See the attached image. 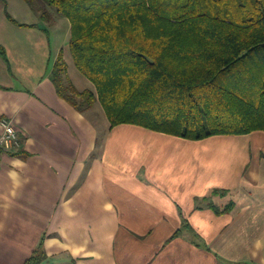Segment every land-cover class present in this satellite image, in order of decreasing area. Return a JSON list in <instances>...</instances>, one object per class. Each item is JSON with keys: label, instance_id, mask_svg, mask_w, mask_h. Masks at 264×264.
Segmentation results:
<instances>
[{"label": "crops", "instance_id": "1", "mask_svg": "<svg viewBox=\"0 0 264 264\" xmlns=\"http://www.w3.org/2000/svg\"><path fill=\"white\" fill-rule=\"evenodd\" d=\"M19 4L23 15L9 11L28 26L0 1V120L21 139L0 156V264H26L40 247L42 264H264V131L195 141L111 129L100 103L78 111L52 82L71 24Z\"/></svg>", "mask_w": 264, "mask_h": 264}, {"label": "trees", "instance_id": "2", "mask_svg": "<svg viewBox=\"0 0 264 264\" xmlns=\"http://www.w3.org/2000/svg\"><path fill=\"white\" fill-rule=\"evenodd\" d=\"M24 1L44 22L53 11L71 23L69 52L95 90L78 91L64 50L51 79L78 111L100 103L112 129L195 141L264 131V0ZM44 258L40 247L26 264Z\"/></svg>", "mask_w": 264, "mask_h": 264}, {"label": "rangeland", "instance_id": "3", "mask_svg": "<svg viewBox=\"0 0 264 264\" xmlns=\"http://www.w3.org/2000/svg\"><path fill=\"white\" fill-rule=\"evenodd\" d=\"M17 1H19V2H21V3H25V2H23V0H17ZM16 0H7V9H8V11L12 8L13 9V11L15 12V13H17V14H19V15H23V14H20L19 13V11H22L23 10V7L21 6V4H19V2H17ZM2 5V4H1ZM0 5V7L2 8V6ZM9 13H10V11H9ZM23 13L25 14V12L23 11ZM11 14V13H10ZM12 15V14H11ZM31 14H29V20L30 21H34L35 20V16L33 15V16H30ZM13 16V15H12ZM14 17V16H13ZM15 18V17H14ZM63 19H65V22H67V23H70V21L67 19V18H63ZM52 22H56V21H52L51 20V22H50V24L52 23ZM47 23V22H46ZM71 24V23H70ZM67 32H66V30L65 29H63V27L61 26L60 27V29H57L54 33H53V44L54 45H56V44H59L60 42H65V40H64V38L66 37L67 38V34H66ZM62 38V39H61ZM68 49H69V46H68ZM70 53V52H69ZM67 56H68V64H69V68H70V70H69V72H70V74H71V77L73 78V79H75V81L77 82V84H78V87H81L82 86V82H80L79 80H81V81H83V82H86L87 81V78H85L78 70H77V68H76V66H75V64H74V61H73V58H72V56H71V54L69 55V54H67ZM70 76V75H69ZM73 82V81H72ZM75 85V84H74ZM76 87V86H75ZM77 88V87H76ZM78 89V88H77ZM78 91H79V89H78ZM81 92V91H80ZM92 116H93V113H92V111H91V113H90ZM97 122H96V125H97V127L102 131V134L101 135H103L105 132H106V130H107V128H106V123H107V120H106V116H105V114H104V112L103 113H101V115H100V117L98 118L97 117ZM102 120V121H101ZM121 126V125H120ZM110 128H111V126H110ZM112 129V128H111ZM114 129V128H113ZM130 128H122V127H119L118 128V130H117V132H115L114 133V135H119V136H125V135H129V134H131L130 132L131 131H133V130H129ZM152 131V130H151Z\"/></svg>", "mask_w": 264, "mask_h": 264}, {"label": "built area", "instance_id": "4", "mask_svg": "<svg viewBox=\"0 0 264 264\" xmlns=\"http://www.w3.org/2000/svg\"><path fill=\"white\" fill-rule=\"evenodd\" d=\"M21 146L18 130L11 119L0 120V156Z\"/></svg>", "mask_w": 264, "mask_h": 264}]
</instances>
